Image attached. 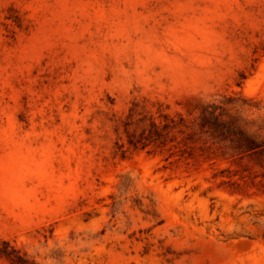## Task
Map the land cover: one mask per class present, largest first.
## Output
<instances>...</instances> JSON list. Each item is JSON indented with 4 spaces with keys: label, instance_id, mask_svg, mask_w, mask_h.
<instances>
[{
    "label": "rangeland",
    "instance_id": "rangeland-1",
    "mask_svg": "<svg viewBox=\"0 0 264 264\" xmlns=\"http://www.w3.org/2000/svg\"><path fill=\"white\" fill-rule=\"evenodd\" d=\"M206 106L264 130V0H0V253L264 264V170Z\"/></svg>",
    "mask_w": 264,
    "mask_h": 264
},
{
    "label": "trees",
    "instance_id": "trees-1",
    "mask_svg": "<svg viewBox=\"0 0 264 264\" xmlns=\"http://www.w3.org/2000/svg\"><path fill=\"white\" fill-rule=\"evenodd\" d=\"M207 115L213 118V121L205 118ZM201 117L205 118L199 125L201 133L209 135L211 139L216 140L217 143L239 155V157L246 155L256 158L258 160L257 166L264 170V130L262 132H249L234 126L230 122L222 121L220 119L221 114L213 115L210 106L203 109ZM129 144H134V142L129 141ZM261 179L264 180V172L261 174ZM0 256H3L10 264H33L18 250L10 246L3 253H0Z\"/></svg>",
    "mask_w": 264,
    "mask_h": 264
}]
</instances>
